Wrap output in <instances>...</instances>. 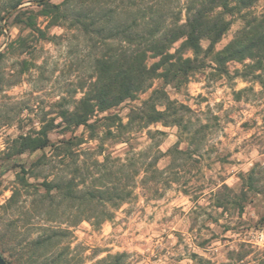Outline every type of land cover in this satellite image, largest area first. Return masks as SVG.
I'll use <instances>...</instances> for the list:
<instances>
[{"label":"rangeland","instance_id":"rangeland-1","mask_svg":"<svg viewBox=\"0 0 264 264\" xmlns=\"http://www.w3.org/2000/svg\"><path fill=\"white\" fill-rule=\"evenodd\" d=\"M14 1L0 0V52H5L0 61V255L5 262L32 264L36 255L50 253L33 254L31 240L51 224L67 232L52 251L70 263L105 264L99 261L121 254L126 264H264V169H255L256 184L241 201V213L235 205L241 200L240 189H246L241 175L256 165L264 166V95L256 81L243 76V66L238 62H229L225 74L205 68L178 85L163 84L156 78L150 89L97 115L114 113L124 123L130 108L160 87L171 101L189 108L184 112L185 124L191 132L197 131L196 140L190 134H182L179 140L176 126L156 123L129 134L128 145L142 151L146 162L158 156L156 167L165 172L135 176L129 183L130 197L116 207L107 206L109 219L103 217L104 207L95 203L56 205L51 214L53 222H45L38 215L44 205L31 202L33 194L26 196L15 177L21 167L27 169L43 153L50 158L52 150L12 155L13 141L50 119L56 125L49 133L52 142L71 135L58 124L59 113L71 109L82 95L81 87L90 81L93 58L100 48H94L91 41L67 24L52 26L42 16L36 18L41 34L16 24L12 14L15 10L29 8L37 13L39 8L35 6L37 0H21L7 12L8 4ZM186 1L172 3L175 10L181 11L182 21ZM250 11L263 12L264 0H258ZM241 24L240 19H234L213 50L222 49ZM20 36L27 47L20 48L16 43L8 47ZM200 44L205 49L209 42L202 40ZM104 127V120L97 122V138L81 145L80 158L84 157L89 169H93L91 163ZM148 130L165 134L150 139ZM73 133L88 137L83 126ZM175 146L179 150L188 148L189 152L197 149L195 154L201 157L196 162L184 156L179 160V154L170 152ZM103 147L112 156H124L127 146L105 140ZM63 172L67 176L75 174L71 163L63 166L51 159L35 169L36 178L28 181L40 182ZM14 188L19 189L17 201L7 205ZM218 198L223 208L215 206ZM88 211L96 216L80 220Z\"/></svg>","mask_w":264,"mask_h":264},{"label":"trees","instance_id":"trees-1","mask_svg":"<svg viewBox=\"0 0 264 264\" xmlns=\"http://www.w3.org/2000/svg\"><path fill=\"white\" fill-rule=\"evenodd\" d=\"M37 1V13L29 8L12 13L16 24L41 34V29L36 26V18L42 16L52 26L67 24L91 41L94 48H100L98 55L93 58L90 81L86 87H81L82 95L75 100L71 109H63L59 113L61 120L58 124L64 126L63 132H70L71 135L52 142L49 133L56 125L50 119L38 129L22 133L13 141L12 155L46 148L52 150L50 158L43 153L27 169L21 167L15 177L16 182L25 188L26 196L33 194L31 202L39 201L44 205V210L38 215L45 222L54 221L51 217L54 206L68 202L101 205L105 209L103 217L109 219L111 212L106 209L107 206L116 207L130 197L129 183L133 182L135 176L149 172L161 175L165 172L156 167L158 156L146 162L142 151H135L133 146L128 145L132 132L160 123L163 126H176L179 140L182 134H190V138L195 139L197 131L191 132L184 120V112L189 108L171 101L160 87L152 89L145 100L130 108L124 123L114 113L97 116L150 89L154 79H160L163 84L178 85L205 68H210L212 73L225 74L226 65L233 61L242 64L243 76L256 81L260 93L264 95V11L259 14L250 11L258 0H187L183 8V21L181 11L172 7L174 0ZM20 3L21 0L9 3L7 12ZM234 19H240L242 24L222 49L214 51L215 43L226 33ZM202 40L209 42L205 49L200 44ZM14 43L20 48L28 46L21 36L11 41L8 47ZM4 55L5 52H0V61ZM100 120L105 121V131L95 150L91 163L93 169H89L84 157L80 158L83 150L81 145L97 138L95 125ZM80 126L88 131L87 138L83 134L73 133ZM147 134L153 139L155 134L164 135L165 132L148 130ZM105 140L109 144L124 143L127 146L122 152L124 156L106 153L103 147ZM159 141L154 142L153 146L157 147ZM188 150H179L175 146L170 152L179 154V160L184 156L198 161L201 155L195 154L197 149L194 152ZM51 159L58 160L63 166L71 163L75 174L67 176L63 172L50 179L45 177L40 182L36 179L35 182H29V178H36L34 170L49 164ZM67 160L69 163H65ZM256 166L246 175H241L246 189H240L241 200L235 203L239 213L243 211L241 201L246 198L247 191L254 190L255 169H264L263 165ZM221 187L227 188L224 184ZM40 188L44 191L39 192ZM18 196L19 189L14 188L7 205L15 204ZM219 200L215 206L223 208ZM95 216L94 212L88 211L80 220ZM66 234L65 229L55 225L44 226L43 231L31 240L32 252L50 253L36 255L31 263L79 264L62 260L61 255L52 251ZM99 262L126 264L121 254L109 255Z\"/></svg>","mask_w":264,"mask_h":264},{"label":"water","instance_id":"water-1","mask_svg":"<svg viewBox=\"0 0 264 264\" xmlns=\"http://www.w3.org/2000/svg\"><path fill=\"white\" fill-rule=\"evenodd\" d=\"M38 2V1H36ZM0 264H6L5 260L3 259V257L0 255Z\"/></svg>","mask_w":264,"mask_h":264}]
</instances>
